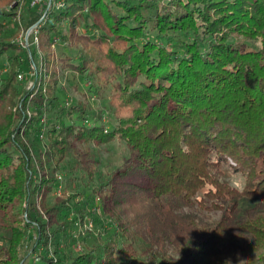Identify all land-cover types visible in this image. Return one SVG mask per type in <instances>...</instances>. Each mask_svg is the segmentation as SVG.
<instances>
[{
  "label": "trees",
  "instance_id": "1",
  "mask_svg": "<svg viewBox=\"0 0 264 264\" xmlns=\"http://www.w3.org/2000/svg\"><path fill=\"white\" fill-rule=\"evenodd\" d=\"M19 1L0 0V31ZM26 9L27 28L38 13ZM88 16L97 35L76 32ZM38 32L29 88L17 80L29 70L28 55L23 59L22 48L0 36V57L7 61L0 78V264H23L26 255L37 256L35 264H141L132 255L135 241L147 246L142 253L149 264H229L226 252L244 251L256 254L250 264H264L258 252L264 219L249 218L238 204L243 195L264 200V0H65L63 8L48 10ZM54 37L80 51L95 44L107 63L92 69L80 55L54 60ZM40 60L47 76L56 61L82 74L121 76L118 97L132 107L130 115L113 110L109 126L90 124L86 106L66 108L64 100L61 115L75 114L76 123L43 125L47 105H55V79L52 72L42 76ZM40 133L47 147L39 146ZM69 137L84 144L73 168L79 166L88 181L96 161L85 146L92 140L119 139L130 154L83 200L63 187L50 204L46 195L60 186L56 174L66 170ZM224 168L246 176L242 193L221 178ZM129 200L139 206L130 207ZM208 202L220 218L200 217L211 208ZM97 204L108 217L101 243L77 249L69 232L70 247L58 249L54 239L66 231L67 217L71 225L94 222ZM134 207H144L139 218L128 214ZM31 229L33 243L25 250ZM235 231L248 242L236 246Z\"/></svg>",
  "mask_w": 264,
  "mask_h": 264
},
{
  "label": "rangeland",
  "instance_id": "2",
  "mask_svg": "<svg viewBox=\"0 0 264 264\" xmlns=\"http://www.w3.org/2000/svg\"><path fill=\"white\" fill-rule=\"evenodd\" d=\"M26 4V0L19 1V4L15 7L13 13L7 18L8 20H3V22H7L4 24L3 29L0 31V36L3 35L8 39L13 40L20 34L25 33V22L27 19L26 12H28V10L26 9ZM27 6L29 7L28 4ZM17 12L19 17L17 16ZM90 18L91 17L88 16L85 21L79 20L78 24L75 26L76 32L78 34L88 33L90 31ZM60 27L63 32H67L68 24L66 22L61 23ZM91 31L94 35L98 34L97 30L93 29ZM37 35H39V32ZM53 40L55 42L52 46L54 60L58 59L59 57H63V55L65 54L73 56L75 58L80 55L83 59L85 58L86 60H90L89 63H91V66L93 67L92 69H94L96 62L98 63L100 68L104 66L105 63H107V61H102V59L100 61V52L99 49L96 48L95 44L92 45L86 43V46L80 51L78 49L70 47L66 40H60L58 37H54ZM255 44V46L259 45L258 43ZM9 53L18 52L15 50H11L9 51ZM19 54L23 59H25V56H27V51L25 49H22V51H19ZM39 55L41 56V54ZM3 57L4 55L0 57V63H2V65L0 66V78L5 74L7 68V61ZM39 62V64H42L38 68L39 70H41L40 73H42V76L44 78L48 76L50 77L52 76L50 72H52L54 76L53 78L55 79V83L53 84L52 89V96L54 97L53 102L55 103V105H47L46 111L40 119L43 125L46 124L49 126L52 122L58 121L60 119L63 120L64 123H69L70 121H74V123H76L75 114L70 116L61 115L59 105H62V101L64 100L69 101L68 105L79 102V104L86 106L88 115L92 117L91 119H89L90 124H98L99 122H101L105 127L109 126L114 121V117L112 115L113 110L114 114H117L119 117H128L130 115V110L132 109V107L126 106L122 102L120 97H118L119 92L117 90V83L121 82V76H113V74H107V72L105 71L96 75L94 74L95 76L93 74L87 73L82 74L79 72L72 71L68 68H62L59 62L57 61L53 69L51 68L52 70L50 69L48 71L49 75L47 76L44 73L45 65L43 64V62L41 63V60ZM32 63L34 64L33 60ZM34 68L37 70L35 64ZM36 70L34 71V73L36 72ZM30 72L32 71L26 70L19 72L22 75V78H17L19 87H30V81L32 78ZM112 96L114 97L113 105L110 104V99ZM68 105H66L65 107L67 108ZM39 139V146L45 145V147H47L43 134L42 137H39ZM68 139L69 146L66 150L64 162V169L66 170H62L57 173L62 175V179L60 182L61 188L59 189V191L58 189H54L46 195V202L50 204L54 202V197L62 191L63 187L65 188L68 194L74 193L76 195V200H83L85 197V193H88L90 191V188L103 186L106 183L111 172L116 168L123 166L124 161L128 158L130 154V150L128 149V147H126L123 141H120L119 139L109 140L100 143H97L96 141L92 140L89 144L85 146L93 157V159H95L96 161L95 165L93 166L95 169L94 177L91 181H88L84 174V171L80 169L79 166L73 168V166H75L74 162L78 158V152H81L84 149V144L81 141L77 140L71 141V139H73L72 137H69ZM228 163L230 165H235L234 161H232L231 159H228ZM232 173L233 171H231L229 168L223 169V175L221 178L228 184V186ZM238 173L245 176L241 172ZM130 179L132 182L135 181V179L133 178ZM234 192L236 194H240V192H237L235 190ZM128 204L130 207H132V205L139 206L137 203L134 204V201L131 200H129ZM238 204L242 205V207L247 210V215L249 218L255 216L256 218L264 219V200L260 197L243 195V198L238 200ZM207 206L211 208L205 209L203 214H200V217H206L207 220L220 218L221 211L219 209L210 206L209 202L207 203ZM125 207H128L127 204L125 205ZM120 209H123V206ZM144 211V207H134V209L131 208V210L128 211V214L130 217L136 216L137 218H139V216H142ZM94 216L96 218V221H92L93 228L92 230H90L91 234H79L78 239L81 247L80 249H84L86 245H91L94 242L101 243V239L106 236L108 217L101 210V205L99 206V204H97V213ZM70 219L71 217L68 216V224L66 227V231H64V233H59L54 239L57 242L58 249L66 250L67 248H69L70 242L66 239L67 235L69 234V232L73 233L77 230L76 224L71 225L69 223ZM60 221L61 217L58 219V223ZM54 227L55 224L52 226V228ZM33 233L34 230L31 229L25 239V250H28L31 244L33 243ZM241 234H243L241 231H235L233 234L235 242L234 244L236 246H241L245 242H248L247 239H249V237L245 234ZM141 245L145 246L143 243L140 244L139 241H135L133 243V248L135 249V251L132 252V255H136L138 259L142 260V262H140L141 264H149V261L146 260V255L142 253V251L146 252L147 246H145L144 249ZM258 252H260V255L264 254V248H262ZM255 255L256 254H252L249 251H244L236 255H232L229 252H226L229 264H250L256 257ZM258 256L259 255L257 254V259H255L256 261L259 258ZM32 257L30 255H26L23 264H35L39 262L37 256L35 258Z\"/></svg>",
  "mask_w": 264,
  "mask_h": 264
},
{
  "label": "built area",
  "instance_id": "3",
  "mask_svg": "<svg viewBox=\"0 0 264 264\" xmlns=\"http://www.w3.org/2000/svg\"><path fill=\"white\" fill-rule=\"evenodd\" d=\"M26 2L32 10L38 13V18L34 23H32L26 28L25 33H22L19 36L15 37L13 41L20 48L25 49L27 51V55L30 59L29 71H32L30 72L32 75L35 71L34 64L32 63V49H37L38 47V37H37L38 35L37 34L39 31V27L46 20L48 10L63 8L65 6V0H26ZM18 12H17V16L19 17ZM17 78L19 79L22 78L21 73H17ZM68 104H69V101L66 100L65 105H68ZM39 137H42V133L39 134ZM56 177L58 180L62 179L61 174H56ZM59 188L60 186L57 188L58 191H59ZM95 200L98 201L99 197H95ZM75 224L77 225V230L73 232V237H75L76 239V244H75L76 248L80 249L81 247H80V243L78 239L79 234L84 233L85 230H92L93 222L91 219L87 218L83 224H80L78 221H76Z\"/></svg>",
  "mask_w": 264,
  "mask_h": 264
},
{
  "label": "clouds",
  "instance_id": "4",
  "mask_svg": "<svg viewBox=\"0 0 264 264\" xmlns=\"http://www.w3.org/2000/svg\"><path fill=\"white\" fill-rule=\"evenodd\" d=\"M182 151L187 152L188 148L187 146L182 147ZM246 177L241 175L238 172H233L231 174L230 180H229V187L237 192H243L246 187Z\"/></svg>",
  "mask_w": 264,
  "mask_h": 264
}]
</instances>
